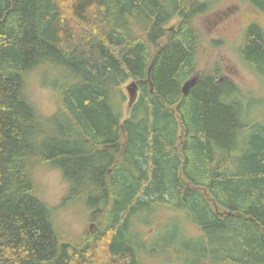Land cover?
<instances>
[{"label": "trees", "instance_id": "obj_1", "mask_svg": "<svg viewBox=\"0 0 264 264\" xmlns=\"http://www.w3.org/2000/svg\"><path fill=\"white\" fill-rule=\"evenodd\" d=\"M246 2L264 13V0ZM209 10L203 0H0V264H142L133 218L163 207L202 232L174 238L181 264H264V113L251 120L240 86L217 65L199 68L195 19ZM237 53L264 85L260 23ZM40 69L57 91L48 115L26 91ZM130 79L138 94L124 115ZM38 166L61 172L63 202L77 196L94 230L72 238L55 226Z\"/></svg>", "mask_w": 264, "mask_h": 264}, {"label": "rangeland", "instance_id": "obj_2", "mask_svg": "<svg viewBox=\"0 0 264 264\" xmlns=\"http://www.w3.org/2000/svg\"><path fill=\"white\" fill-rule=\"evenodd\" d=\"M203 1L209 4L210 10L195 19V25L202 36L199 68L203 70L214 65L220 67L222 76L234 80L250 98L251 105L255 108L250 119H259L264 113V85L241 61L237 47L249 23L257 21L264 27V13L252 7L246 0ZM177 23L178 18H174L170 25L175 26ZM51 77L52 74L46 69L34 70L27 76L28 97L45 115L53 113L57 107V91L51 83ZM136 84L130 79L121 86L126 95L124 115H127L129 107L137 97ZM257 100H263L258 108L255 106ZM33 176L39 197L54 210L53 221L59 230L72 238H79L87 230L95 229L88 208L74 198L77 196L63 202L68 185L58 169L38 166ZM133 231L140 245L142 264H181L183 261L169 252L170 245L176 243L174 238L178 233L188 241L202 236V232L184 213L165 207L149 215L144 212L135 216ZM186 253L191 254V251L180 250L184 260L187 259Z\"/></svg>", "mask_w": 264, "mask_h": 264}, {"label": "water", "instance_id": "obj_3", "mask_svg": "<svg viewBox=\"0 0 264 264\" xmlns=\"http://www.w3.org/2000/svg\"><path fill=\"white\" fill-rule=\"evenodd\" d=\"M196 81H197V76L190 77L182 86L183 94H187L190 88L196 83Z\"/></svg>", "mask_w": 264, "mask_h": 264}, {"label": "flooded vegetation", "instance_id": "obj_4", "mask_svg": "<svg viewBox=\"0 0 264 264\" xmlns=\"http://www.w3.org/2000/svg\"><path fill=\"white\" fill-rule=\"evenodd\" d=\"M135 86L137 87V84Z\"/></svg>", "mask_w": 264, "mask_h": 264}]
</instances>
